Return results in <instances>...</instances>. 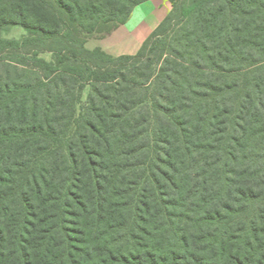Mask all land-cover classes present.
Listing matches in <instances>:
<instances>
[{"label":"trees","instance_id":"1","mask_svg":"<svg viewBox=\"0 0 264 264\" xmlns=\"http://www.w3.org/2000/svg\"><path fill=\"white\" fill-rule=\"evenodd\" d=\"M148 1L0 0V264H264V0Z\"/></svg>","mask_w":264,"mask_h":264},{"label":"rangeland","instance_id":"2","mask_svg":"<svg viewBox=\"0 0 264 264\" xmlns=\"http://www.w3.org/2000/svg\"><path fill=\"white\" fill-rule=\"evenodd\" d=\"M171 5L167 0H150L136 7L129 21L113 30L103 38H91L87 47L89 49L97 48L96 45L110 55H134L136 54L147 38L152 34L156 27L161 23L165 16L170 12ZM25 35L23 28L16 26L4 37L9 39H20ZM47 60L51 55L43 56ZM87 92L83 97L85 102ZM79 111V109H78Z\"/></svg>","mask_w":264,"mask_h":264},{"label":"crops","instance_id":"3","mask_svg":"<svg viewBox=\"0 0 264 264\" xmlns=\"http://www.w3.org/2000/svg\"><path fill=\"white\" fill-rule=\"evenodd\" d=\"M95 47H98L97 45Z\"/></svg>","mask_w":264,"mask_h":264}]
</instances>
